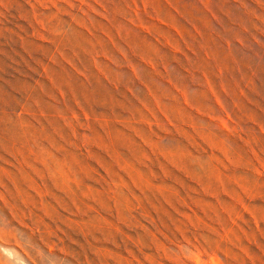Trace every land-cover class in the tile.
I'll return each instance as SVG.
<instances>
[{
	"label": "rangeland",
	"instance_id": "obj_1",
	"mask_svg": "<svg viewBox=\"0 0 264 264\" xmlns=\"http://www.w3.org/2000/svg\"><path fill=\"white\" fill-rule=\"evenodd\" d=\"M0 264H264V0H0Z\"/></svg>",
	"mask_w": 264,
	"mask_h": 264
}]
</instances>
